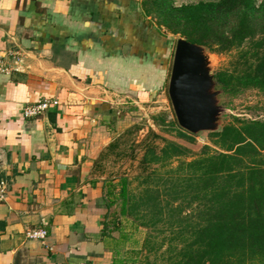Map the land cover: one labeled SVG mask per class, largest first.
I'll list each match as a JSON object with an SVG mask.
<instances>
[{
	"label": "crops",
	"instance_id": "0c3cea01",
	"mask_svg": "<svg viewBox=\"0 0 264 264\" xmlns=\"http://www.w3.org/2000/svg\"><path fill=\"white\" fill-rule=\"evenodd\" d=\"M141 16V0H0V50L18 52L16 70L0 74V264H131L141 248L142 227L127 218L101 234L107 210L92 177L124 117L118 80L136 90L126 29ZM41 99L57 104L25 117Z\"/></svg>",
	"mask_w": 264,
	"mask_h": 264
},
{
	"label": "trees",
	"instance_id": "16d2710c",
	"mask_svg": "<svg viewBox=\"0 0 264 264\" xmlns=\"http://www.w3.org/2000/svg\"><path fill=\"white\" fill-rule=\"evenodd\" d=\"M141 5V26L126 29L138 56L163 51L164 28L211 53L236 49L233 65L215 73L217 82L228 93L264 92V0ZM177 128L180 137L193 141L194 135ZM208 134L212 146L193 155L149 129L145 140L159 138L162 145L147 142L140 163L154 167L135 191L126 178L119 181L117 212L111 210V189L102 185L107 216L101 234L123 229L121 218L146 229L141 248L129 253L131 264H264V119L233 116L221 131Z\"/></svg>",
	"mask_w": 264,
	"mask_h": 264
},
{
	"label": "rangeland",
	"instance_id": "374dc122",
	"mask_svg": "<svg viewBox=\"0 0 264 264\" xmlns=\"http://www.w3.org/2000/svg\"><path fill=\"white\" fill-rule=\"evenodd\" d=\"M173 1L175 5H179L216 0ZM254 1L258 4L261 0ZM147 19L155 23L154 18L150 19L148 17ZM161 31L166 36L165 40L167 41V45H165V48L160 54L154 56L153 54L149 55L147 51H142L143 55L138 56L136 54L137 52H135L137 56L130 61L129 65L126 64L124 67V71L126 70L125 76L131 79H133L131 76L133 75L132 71L136 68L137 73L135 75L137 77L135 80L137 82L133 86L136 90L134 94L129 93L127 91L129 90L127 89L128 81L123 80L124 83H122L118 80L119 85L124 84L121 90L125 89V91L122 90V92H119L123 96L119 97V99H121L120 111L124 112V117L118 123H113L110 131V140L99 152L94 162L92 177L101 181L105 189H111L109 198L115 201L111 210L115 212L119 210L120 206V198L118 195L119 181L122 178H126L129 189L135 191L139 181L154 167H144L140 163L147 142H152L158 147L162 145V141L159 138L152 137L149 140H145L149 135V129H152V131L161 137L189 147L193 155L198 154L205 144L211 145L208 132H202L198 135L192 134L194 136L191 142H188L178 135L177 127L179 126L168 98L167 85L175 41L180 35L172 34L164 28ZM235 55L236 49L220 54L210 52L213 72L216 73L231 67L235 61ZM138 71H140L141 75ZM131 91L133 92L132 89ZM221 100L223 106L226 108L222 125L230 121L233 116L247 119H264L263 91L247 89L233 94L223 90ZM154 119L162 124L155 125L153 122ZM174 121L176 125H169ZM145 234L146 229L141 228L142 238Z\"/></svg>",
	"mask_w": 264,
	"mask_h": 264
},
{
	"label": "water",
	"instance_id": "95a60500",
	"mask_svg": "<svg viewBox=\"0 0 264 264\" xmlns=\"http://www.w3.org/2000/svg\"><path fill=\"white\" fill-rule=\"evenodd\" d=\"M128 48L124 45L123 52ZM167 94L181 129L194 135L221 131L226 112L221 100L223 89L215 78L207 46L177 37ZM3 164L0 155V169Z\"/></svg>",
	"mask_w": 264,
	"mask_h": 264
},
{
	"label": "built area",
	"instance_id": "2783aa9c",
	"mask_svg": "<svg viewBox=\"0 0 264 264\" xmlns=\"http://www.w3.org/2000/svg\"><path fill=\"white\" fill-rule=\"evenodd\" d=\"M18 52L12 49L0 50V74H7L16 70L14 65L17 62ZM56 100L41 99L33 103H29L23 108V115L25 117H35L47 110L51 105H56ZM7 182L0 177V203H2L7 194ZM44 230H36L30 233L31 237H43Z\"/></svg>",
	"mask_w": 264,
	"mask_h": 264
}]
</instances>
